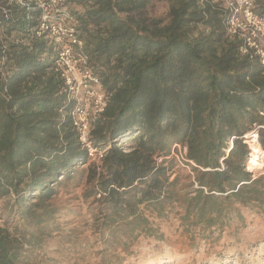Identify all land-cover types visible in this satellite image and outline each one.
<instances>
[{
    "label": "trees",
    "instance_id": "16d2710c",
    "mask_svg": "<svg viewBox=\"0 0 264 264\" xmlns=\"http://www.w3.org/2000/svg\"><path fill=\"white\" fill-rule=\"evenodd\" d=\"M153 1L64 0L90 70L109 95L90 132L92 145L105 150L96 164L78 140L53 71L57 47L47 33L37 35L39 11L0 0V199L7 198L12 218L48 222L56 187L82 175L83 195L98 197L109 239L123 238L125 246L141 236L162 238L148 209L162 215L175 200L191 249L242 218L232 205H264V166L257 176L246 168L248 133L257 132L264 152L258 62L226 34L229 12L220 1L163 0L166 22L147 17ZM254 2L264 16V0ZM174 145L185 149L191 193L170 180ZM24 244L35 242L0 225V264H18Z\"/></svg>",
    "mask_w": 264,
    "mask_h": 264
},
{
    "label": "rangeland",
    "instance_id": "374dc122",
    "mask_svg": "<svg viewBox=\"0 0 264 264\" xmlns=\"http://www.w3.org/2000/svg\"><path fill=\"white\" fill-rule=\"evenodd\" d=\"M167 11L165 1L154 0L148 7L147 17L166 22ZM250 133L257 134L256 131ZM183 155L182 146L172 148L168 157L173 160L170 180L177 179L176 190L191 193L196 186ZM258 159L262 161V167L250 170L254 176L262 172L264 166V155ZM92 162L98 164L99 161ZM87 188L82 175L56 187V193L50 200L56 214L48 222L40 224L31 218H12L4 210L7 198L0 199V225L10 231L13 227L24 230L26 237L35 242L34 247L23 245L18 264H264L262 204L232 205V210L240 213L242 218L233 217L219 235L212 233L209 237L213 242H200L190 249L181 234L182 204L169 200L170 204L166 205L162 215H157L155 209H148L153 227L163 237L141 236L136 242L123 246L125 239L106 236V230L101 227L103 218L96 202L98 197L85 198L83 194Z\"/></svg>",
    "mask_w": 264,
    "mask_h": 264
},
{
    "label": "built area",
    "instance_id": "2783aa9c",
    "mask_svg": "<svg viewBox=\"0 0 264 264\" xmlns=\"http://www.w3.org/2000/svg\"><path fill=\"white\" fill-rule=\"evenodd\" d=\"M17 1L31 10L39 11L37 35L47 33L57 47L52 68L63 82L66 101L72 107L71 121L78 140L87 149L90 161H100L105 150H98L92 145L90 132L94 121L106 108L109 95L99 77L90 70L89 57L83 42L78 38L73 15L64 6V0ZM218 1L229 12L226 34L239 41V53L253 57L264 75V16L256 13L254 0ZM252 134L254 133H250Z\"/></svg>",
    "mask_w": 264,
    "mask_h": 264
},
{
    "label": "bare ground",
    "instance_id": "6f19581e",
    "mask_svg": "<svg viewBox=\"0 0 264 264\" xmlns=\"http://www.w3.org/2000/svg\"><path fill=\"white\" fill-rule=\"evenodd\" d=\"M247 144L249 145V148L251 150V156L248 161V169L253 170L256 168L262 167V161L258 159V157H261V155H264L263 152L260 150L257 141H256V135H249L248 139L246 140Z\"/></svg>",
    "mask_w": 264,
    "mask_h": 264
},
{
    "label": "water",
    "instance_id": "95a60500",
    "mask_svg": "<svg viewBox=\"0 0 264 264\" xmlns=\"http://www.w3.org/2000/svg\"><path fill=\"white\" fill-rule=\"evenodd\" d=\"M248 170V169H247ZM248 171H250V170H248Z\"/></svg>",
    "mask_w": 264,
    "mask_h": 264
}]
</instances>
